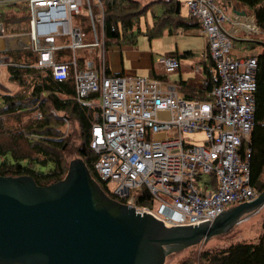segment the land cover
Here are the masks:
<instances>
[{
    "label": "built area",
    "instance_id": "1",
    "mask_svg": "<svg viewBox=\"0 0 264 264\" xmlns=\"http://www.w3.org/2000/svg\"><path fill=\"white\" fill-rule=\"evenodd\" d=\"M11 1H24L27 7L29 31L22 35L29 45L25 49L38 55L25 62L28 66L51 67L53 78L62 79L68 74L67 66H75L76 51H101L98 69L90 60L85 68L74 69L76 100L100 108L94 113L90 136V148L99 156L93 169L115 199L150 213L166 226H185L209 222L258 196L249 185V150L240 153L254 123L255 56H234L232 33L223 27L225 21L235 23L239 16L230 20L215 0H178L200 23L205 54L220 80L209 93L211 100H199L184 98L161 80L105 76L106 49L96 27L103 20L99 0ZM81 12L90 20L89 43L73 25V17ZM7 35L15 36L0 22V41ZM64 48L72 51L68 63L56 61V51ZM161 63L165 73L180 67L175 56H164ZM11 64L20 63L0 53V68ZM96 92L97 102L89 100ZM196 132L203 133V142L196 143ZM209 176L215 178L214 184ZM142 190L153 198L151 207L134 205L132 193ZM140 197L146 199V194Z\"/></svg>",
    "mask_w": 264,
    "mask_h": 264
},
{
    "label": "trees",
    "instance_id": "2",
    "mask_svg": "<svg viewBox=\"0 0 264 264\" xmlns=\"http://www.w3.org/2000/svg\"><path fill=\"white\" fill-rule=\"evenodd\" d=\"M99 1L103 9V20L101 23H96V27L102 32L106 51L108 47L114 45H135L139 34L152 40L161 37L165 32L173 33L177 29L187 31L196 26L200 27V23L191 16L188 20L180 17L182 3L178 0H156L148 3L140 0ZM215 1L220 6L233 4L236 10L241 8L249 10L258 33L264 36V0ZM154 6L160 8V13L155 14L152 11L151 24L141 31L142 17H146ZM0 8L4 9L0 10V22L6 27L8 34H25L29 31V15L24 1L2 0ZM93 12H98V9L93 7ZM77 20L81 25L82 23L85 25L83 20H86L88 26H84L83 30L80 25H76ZM73 24L80 29L86 41V36H90L91 31L88 16L81 12L73 18ZM236 36L237 34L232 37L231 44L238 45L242 50L249 51L258 44L256 41H246ZM85 49L96 51L94 48ZM82 50L76 51L75 66L70 63L67 66L68 74L62 79L53 78L51 67L28 66L25 62L38 57L31 49L7 52L20 64L6 67L7 79L18 86L17 91L0 92V175H30L40 186L60 180L72 160L67 159L66 155L73 147L72 139L75 135L74 129L77 127L81 141L75 146L76 158L84 161L103 191L114 198L106 183L97 177L93 169L99 156L90 148V136L94 113L100 108L97 105L92 108L87 107L76 100L74 69L85 68L86 61L90 59L87 55H80ZM97 53L91 59L96 69L101 65ZM71 54L70 49H58L56 61L68 63ZM168 55L180 60L193 56L192 51L177 50ZM206 58L207 66L203 67L204 87L201 90L179 87L184 98L211 100L209 93L220 80L212 59L208 56ZM255 61L254 123L248 139L242 142L240 153L249 150V185L260 193L264 190V51L255 55ZM166 74L164 72V75L152 79L165 80ZM104 75L122 76L110 73L106 57H104ZM98 97L96 92L90 94L88 99L97 102ZM49 164L51 167L47 172L36 170V166ZM209 178L214 184L215 178L213 176ZM142 192L146 194V199L140 197ZM132 194L135 196L134 205L137 207L152 206L153 198L147 191L142 190ZM261 228V233L255 240L237 239L220 247L203 249L197 254L183 258L178 264H264V217Z\"/></svg>",
    "mask_w": 264,
    "mask_h": 264
},
{
    "label": "water",
    "instance_id": "3",
    "mask_svg": "<svg viewBox=\"0 0 264 264\" xmlns=\"http://www.w3.org/2000/svg\"><path fill=\"white\" fill-rule=\"evenodd\" d=\"M236 13L246 16L244 9ZM263 206L264 190L209 222L166 226L108 196L74 158L46 186L30 175H0V264H165L169 255L227 233Z\"/></svg>",
    "mask_w": 264,
    "mask_h": 264
},
{
    "label": "crops",
    "instance_id": "4",
    "mask_svg": "<svg viewBox=\"0 0 264 264\" xmlns=\"http://www.w3.org/2000/svg\"><path fill=\"white\" fill-rule=\"evenodd\" d=\"M143 3H148L156 0H140ZM224 13L232 20L231 16L235 14V8L230 5L223 6ZM188 8L181 4L180 17L188 20ZM141 19V31L146 29L148 24H151L152 18L146 17ZM226 31L234 34L237 30V25L229 21L223 23ZM0 41V53L9 51H19L25 49L29 45V40L25 35L10 36L7 35ZM205 38L200 33V27H194L187 31L177 29L173 33H164L161 37L149 40L146 36H139L135 45H120L108 47L105 57L106 64L111 74H121L122 76H137L146 79H152L157 76L164 75L161 59L168 56L172 51L178 52L192 51L193 56L180 60V67L167 73L165 80H161L168 86H173L178 93L179 87H190L192 90H201L204 86V72L203 67L207 64L205 60ZM240 54V52H239ZM72 55V54H71ZM237 55V54H235ZM196 58H199L196 60ZM188 62L187 70L182 66L183 61ZM185 61V62H186ZM196 61V62H194ZM6 67L0 68V92L1 93H14L17 91L18 86L7 79ZM189 89V88H188ZM5 126V125H4Z\"/></svg>",
    "mask_w": 264,
    "mask_h": 264
},
{
    "label": "rangeland",
    "instance_id": "5",
    "mask_svg": "<svg viewBox=\"0 0 264 264\" xmlns=\"http://www.w3.org/2000/svg\"><path fill=\"white\" fill-rule=\"evenodd\" d=\"M1 2H2V0H0V3ZM228 5H230V4H228ZM232 6H234V5L232 4ZM242 9H244L246 11V16L240 17L236 21L235 24L236 25L238 24V25H237V30L234 34H237L236 37L238 39H252V40H254V42L256 41L258 44L249 51L242 50V48H239L238 45H234V46H232V53H233V55L237 54V55H235L237 57H246V56H251V55L255 56L258 53H261L264 51V36H262V34L260 32L258 33V29L256 27H255L256 28L255 31H250L246 28V21L248 18H250L249 20H250V22H252L251 24L253 26H255V25L251 19L252 13L245 8H241L239 10H242ZM0 10L3 11L4 9L0 8ZM10 10L14 11L13 9H10ZM152 11H154L155 14H159L160 8L158 6H154L150 11H148L147 17L150 19L152 18ZM142 19L144 20V18H142ZM239 20H240V22H239ZM83 21H84L85 25H83V23L81 25L79 20H77L76 25L77 24L80 25L82 27V29L84 30V26L87 27L88 24H87L86 20H83ZM76 25H74V26L77 27ZM144 30L145 29H143L142 31H144ZM139 36H141V35L139 34L137 36V39ZM91 41H92V36L87 35L85 42L89 43ZM239 52H240V54H239ZM96 53H97L96 51H92V50L90 51L89 49H84L80 52V55H87V58H90L88 60L92 61L91 59L94 58V56H96ZM198 59L199 58H196V60H198ZM185 61L186 60L183 61L184 64L182 66H184V69L187 70L188 66H186V65L188 64V62H191V61H186V62ZM194 62H196V61H194ZM14 126H16V125L14 124ZM74 134L75 135L73 136V139H72L73 147L70 150V152L66 155L67 159H74L77 157V153L75 152V146H77L78 143L81 141V138L78 135L77 127H75V129H74ZM184 136L187 138L193 137V136H188L187 134H184ZM194 136H195L196 143L203 142V133L196 132ZM50 167H51V164H49L47 166H36V170L47 172L50 169ZM205 180L208 181L209 179L205 178ZM263 217H264V206L261 209H259L256 213H253L250 215H245L242 218V220L238 224H236L227 233L212 237L206 243H200L198 245L190 246V247H188V248H186L180 252L169 255L166 258L165 264H178V262L180 260H182L183 258L191 256L192 254H197L199 251H201L203 249L220 247V246L226 245L229 242L237 240V239L255 240L259 236V234L261 233V230H262L261 226H262Z\"/></svg>",
    "mask_w": 264,
    "mask_h": 264
},
{
    "label": "bare ground",
    "instance_id": "6",
    "mask_svg": "<svg viewBox=\"0 0 264 264\" xmlns=\"http://www.w3.org/2000/svg\"><path fill=\"white\" fill-rule=\"evenodd\" d=\"M250 18H248L247 19V21H246V28L248 29V30H250V31H255L256 30V28H255V26H253L251 23L252 22H250V20H249ZM246 20V19H245ZM239 22H240V20H239ZM238 25V24H237ZM245 26V25H244ZM250 28V29H249ZM98 53L99 52H101L100 50H96Z\"/></svg>",
    "mask_w": 264,
    "mask_h": 264
},
{
    "label": "clouds",
    "instance_id": "7",
    "mask_svg": "<svg viewBox=\"0 0 264 264\" xmlns=\"http://www.w3.org/2000/svg\"><path fill=\"white\" fill-rule=\"evenodd\" d=\"M224 5H225V4H223V6H224ZM223 6H220V7L223 9ZM234 8H235V7H234ZM223 11H224V9H223ZM236 11H238V10L235 9V14H233V15L231 16L232 20L234 19V16H235V15H236V16H239V18H240V17H243V16L237 14ZM73 18H74V17H73ZM235 23H236V22H235ZM235 35H236V34H232L231 39H232V37L235 36ZM231 45H232V44H231ZM232 54H233V53H232ZM206 57H207V56H206ZM238 58H244V57H238ZM108 196H109V195H108ZM123 203H124V202H123Z\"/></svg>",
    "mask_w": 264,
    "mask_h": 264
}]
</instances>
